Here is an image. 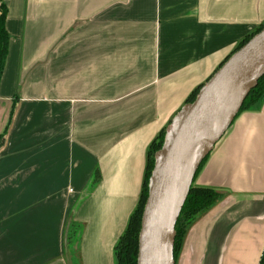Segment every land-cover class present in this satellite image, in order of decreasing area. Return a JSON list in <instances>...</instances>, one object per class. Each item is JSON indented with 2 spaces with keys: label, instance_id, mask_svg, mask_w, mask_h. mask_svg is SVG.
I'll return each instance as SVG.
<instances>
[{
  "label": "crops",
  "instance_id": "0c3cea01",
  "mask_svg": "<svg viewBox=\"0 0 264 264\" xmlns=\"http://www.w3.org/2000/svg\"><path fill=\"white\" fill-rule=\"evenodd\" d=\"M3 1L0 264H117L152 143L264 23V0ZM196 184L226 194L176 264H259L264 100L238 115Z\"/></svg>",
  "mask_w": 264,
  "mask_h": 264
},
{
  "label": "water",
  "instance_id": "95a60500",
  "mask_svg": "<svg viewBox=\"0 0 264 264\" xmlns=\"http://www.w3.org/2000/svg\"><path fill=\"white\" fill-rule=\"evenodd\" d=\"M264 77V29L238 49L167 128L150 178L138 264H176V226L196 173Z\"/></svg>",
  "mask_w": 264,
  "mask_h": 264
},
{
  "label": "trees",
  "instance_id": "16d2710c",
  "mask_svg": "<svg viewBox=\"0 0 264 264\" xmlns=\"http://www.w3.org/2000/svg\"><path fill=\"white\" fill-rule=\"evenodd\" d=\"M6 20L7 6L3 0H0V82L6 65L10 41V36L6 28ZM263 29L264 23L260 25L254 32L250 33L248 37L243 40L238 49H240L243 45H245L250 39H252ZM200 89H197L192 93V95L188 99V102H193L196 99V96L199 93ZM263 100L264 77L259 80L257 87L250 92L249 96L244 102L240 113L245 110L254 108L255 106L259 105ZM164 133H166V129L161 132V134L155 139V141L150 147L145 173V181L142 187L139 203L137 205L136 210L130 216L127 228L119 238V241L117 242L115 247L118 264H138L139 240L142 226V218L149 192L148 184L152 175L155 162L154 157L152 159L151 155L154 147L156 148V150H159L162 147L163 141H161L160 138ZM208 156L206 157V159L208 158ZM206 159L204 160V162L206 161ZM204 162L202 163V165L204 164ZM202 165L200 166L198 172L200 171ZM225 194L226 193L222 192L221 190L215 189L213 187L194 185V183L192 184L191 191L187 197L186 203L183 207L182 213L179 217L176 226L177 236L174 247L176 263L182 250L184 240L190 228L203 214L209 211L221 200H223ZM71 234L72 235H70V239L75 238L77 236V231H74V229H72ZM259 264H264V251Z\"/></svg>",
  "mask_w": 264,
  "mask_h": 264
},
{
  "label": "rangeland",
  "instance_id": "374dc122",
  "mask_svg": "<svg viewBox=\"0 0 264 264\" xmlns=\"http://www.w3.org/2000/svg\"><path fill=\"white\" fill-rule=\"evenodd\" d=\"M197 96H198V94H197ZM196 96V97H197ZM190 103V102H189ZM238 117V116H237ZM236 117V118H237ZM234 123V122H233ZM167 131V130H166ZM226 134V133H225ZM165 137H166V133H164L163 135H162V137L160 138V140L161 141H163V144H164V141H165ZM160 141V142H161ZM163 144H162V146H163ZM215 147V146H214ZM162 149V147L159 149V150H156V148L154 147V149H153V152H152V159H153V157H154V168H155V163H156V155H157V153L160 151ZM154 168H153V170H154ZM199 170V169H198ZM198 172V171H197ZM152 173H153V171H152ZM196 175H197V173H196ZM152 176V175H151ZM193 183H194V185H198V184H196V176H195V178H194V181H193ZM91 188V187H90ZM148 189H149V191H150V184H148ZM148 195H149V192H148ZM148 198V197H147ZM147 201V200H146ZM146 205V204H145ZM144 209H145V207H144ZM143 214H144V212H143ZM143 219V218H142ZM128 225V224H127ZM127 228V227H126ZM74 231H75V229H74ZM72 239H74V238H72ZM138 254H139V252H138ZM174 256H175V253H174ZM116 260H117V258H116ZM176 260V259H175ZM117 264H118V262H117Z\"/></svg>",
  "mask_w": 264,
  "mask_h": 264
}]
</instances>
